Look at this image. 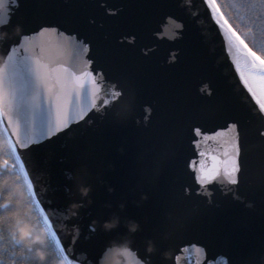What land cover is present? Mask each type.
Here are the masks:
<instances>
[{
  "label": "snow or ice",
  "instance_id": "1",
  "mask_svg": "<svg viewBox=\"0 0 264 264\" xmlns=\"http://www.w3.org/2000/svg\"><path fill=\"white\" fill-rule=\"evenodd\" d=\"M202 2L222 35L239 81L254 101L248 115L226 101L215 105L193 102L187 73L159 70L158 46L183 39L185 25L179 22L178 13L183 7L180 0H72L69 10L55 21H46L27 33L20 25V31L15 33L18 39L2 50L8 71L0 73V127L8 135L6 142L0 144V152L10 156L12 163L9 164L8 160L0 162V173H11L19 167L23 178L19 175L16 178L22 187L27 184L29 198L35 196L36 191L21 150L30 151L34 144L50 142L65 129L79 126L81 121L91 124L92 117L97 114L100 123L89 134L85 145L73 153L76 168L68 176L73 185L66 187L65 191L77 197L71 202L77 207L66 211H74L73 216H79V210L91 204L95 192L93 179L100 175V162L112 152L116 142L115 138L107 135L109 131L126 129L133 123L136 125L134 135L143 152L129 166L132 183L143 193L142 199H148V194L144 192L146 187L159 185L164 168L172 170V178L160 200V206L168 211L146 236V247L139 264H163L167 259L180 264L179 255H159L160 247L155 238L161 230L170 234L202 231L205 243L200 247L205 251V260L201 264H214L215 257L209 258L207 250L217 243V237L202 228V218L212 204L209 186L224 179L234 186L228 189L233 200L244 201V197L239 195L241 187L253 194L255 200L245 206L256 211L264 221V40L258 42L256 39L257 30L264 33V0H243L241 6L253 13L246 30H239L234 23L238 17L226 15L225 6L218 0ZM20 4L21 0H14L7 22L11 21ZM4 6L3 0H0V8ZM160 13L166 17L164 28L153 29L152 19ZM46 34H55L63 48L79 54L84 69L77 72L65 63L53 66L52 61H45L39 56L31 57V63L21 64L16 45L30 36L43 37ZM184 58V51L177 48L170 51L162 63L170 70L176 69ZM28 59L25 57V60ZM25 67L29 76L25 75ZM52 82L61 85V93L49 88ZM109 84L111 90L104 93ZM198 92L201 97H213L207 83L199 87ZM45 99L47 107L44 106ZM81 100H86V103L80 105ZM38 108L46 111L39 124L36 121ZM141 112L146 113L143 120L139 116ZM210 119L223 120L224 127L219 131H209L206 122ZM252 123L256 125L254 131L249 127ZM189 129L193 133L191 142L196 146L200 144L197 137L211 138L224 131L232 134L230 166L223 174L215 165L204 170L196 169L195 161L185 162L184 139ZM250 139L255 141L254 150L248 147ZM186 168L192 169L191 174L198 185L195 191L191 184L183 182ZM82 188L88 189L86 194ZM108 191L115 193V188L109 187ZM194 198L203 200V206L191 205ZM33 203L39 208L38 199ZM124 208L125 205L120 203L117 210L107 215L98 214L89 225L90 236L85 238L96 236L102 239L105 234L116 233L127 243H133V238L146 229L138 218L124 215ZM43 220L46 225L44 247L48 256L58 253L65 257L66 264H79V256L75 252V245L80 239L79 228L72 233V250L69 251L54 230L52 220L47 215L43 216ZM105 221L112 222L113 226L106 227ZM133 222L136 225L134 229ZM5 229L23 252L25 246L12 232L10 218L5 220L0 214V240L4 239ZM185 247L191 249L196 245ZM27 249L31 251L30 247ZM124 250L127 251V248ZM178 251L183 252L184 248ZM48 256L39 264H48ZM0 264L17 262L15 259L6 260L5 252L0 248ZM234 264H264V238L258 245L237 246Z\"/></svg>",
  "mask_w": 264,
  "mask_h": 264
},
{
  "label": "water",
  "instance_id": "2",
  "mask_svg": "<svg viewBox=\"0 0 264 264\" xmlns=\"http://www.w3.org/2000/svg\"><path fill=\"white\" fill-rule=\"evenodd\" d=\"M3 2L5 6L0 8V73L8 71L2 50L18 39L15 33L20 31V25H23L26 33L30 29H37L46 21L59 19L72 4V0H21L20 8L15 10L11 21L7 22L8 11L14 0H3ZM180 3L183 7L178 13L179 22L185 25L183 39L168 41L158 46L159 70L187 73L191 97L195 103L215 105L226 101L238 108L242 114H250L254 101L248 97L246 89L239 81L232 59L226 52V44L211 19L206 5L202 0H180ZM127 14L126 12L125 15ZM165 20L164 14L160 13L153 17L151 27L162 30ZM16 47L21 64L31 63V57L39 56L45 61H52L53 66L56 63H65L77 72L84 69L79 54L63 48L55 34H46L43 37L30 36L28 40L20 41ZM177 48L184 51L185 58L176 69L170 70L162 61L170 51H175ZM25 57L29 59L25 60ZM15 62L16 57H14ZM24 71L25 75L29 76L26 67ZM206 83L213 91L211 99L201 97L198 92V88ZM49 88L57 93L62 92L61 85L57 82L50 83ZM110 90L109 84L104 93ZM79 103L83 105L86 100H81ZM44 106L47 107V99L44 101ZM145 115L144 112L139 114L141 120ZM45 116L46 111L38 108L37 124ZM153 120L155 122V114ZM92 121L91 124L81 121L79 126L73 125L71 130L65 129L50 142L34 144L30 151L21 150L26 168L35 185L36 195L33 198L40 201L39 208L43 209V215H47L52 220L54 230L57 231L62 242L69 247V251L72 250V233L77 227L79 228L80 239L75 245L79 264H96V262L139 264L146 247V236L151 234V229L158 220L164 219L168 211L167 208L160 206V200L173 173L170 168H164L159 185L154 188L146 187L144 192L148 194V199H142L143 193L135 189L132 183V170L129 166L133 161L138 160L143 152L134 135L137 130L136 125L133 123L126 129L109 131L107 135L115 138L116 142L112 152L100 162V175L93 179L95 185L93 200L88 207L79 210V216H73L72 211L66 209H70L71 202L77 197L70 195L65 188L73 185V181L68 179L76 168L73 153L85 145L89 134L100 123L99 115L93 116ZM224 124L223 120L210 119L206 122V127L209 131H219ZM249 127L254 131L256 125L252 123ZM5 134L8 135L6 132ZM192 137V131L186 130L185 162L195 161L196 169L204 170L211 169L215 165L223 174L230 166L229 157L233 151L232 134L224 131L221 135L211 138L197 137L200 140L199 146L192 144ZM255 146V141L250 139L249 149L254 150ZM213 157L216 159L213 160ZM191 173V168L185 169L183 182L191 184L195 191L198 185ZM109 187H114L115 193H110ZM232 187L234 186L229 185L226 179L209 186V190L212 191V204L208 206L207 214L202 218V228L210 230L217 237V243L207 250L209 258L215 257L214 264H234L237 246L258 245L264 238V221L256 211L245 206L253 202L255 197L241 187L239 195L244 197V201L233 200L231 192L228 191ZM120 203L125 205L123 214L138 218L146 231L136 235L131 244L122 240L116 233L105 234L102 239L96 236L86 239L85 237L90 236L89 225L97 215L101 213L107 215L117 210ZM195 204L203 206L204 201L194 198L191 205ZM123 231L127 230L123 229ZM155 243L160 247L159 255L167 257L179 255L180 264H201L205 260V251L200 247L205 243V238L200 230L171 234L161 230L156 234ZM188 244L196 247L189 249L185 247ZM125 248L127 251L124 250ZM180 248H184V251L179 252ZM185 257L188 259L185 260ZM163 264H174V261L167 259Z\"/></svg>",
  "mask_w": 264,
  "mask_h": 264
},
{
  "label": "trees",
  "instance_id": "3",
  "mask_svg": "<svg viewBox=\"0 0 264 264\" xmlns=\"http://www.w3.org/2000/svg\"><path fill=\"white\" fill-rule=\"evenodd\" d=\"M218 3H221L223 6H225L223 10L225 11L226 15L238 17V19H236L234 23L239 26V30H246L248 19L253 13L249 9L241 6L243 0H218ZM229 5L231 7H227ZM256 39L258 42L264 40V33H262L260 30H257ZM6 140L7 136L3 128L0 127V144H4ZM3 160H8L9 164L12 163V158L10 156H8L6 153L0 152V162H2ZM17 175L23 178V173L20 171L19 167L13 169L11 173H0V178H3L5 176L16 177ZM8 190V188H3L2 190H0V214H3L5 211L6 205L4 204V199ZM23 192L26 197V203L29 206L27 213L24 214L26 219H28L35 226V229H45L46 225L43 220L44 215L40 211V208H37L33 203V201H35L34 198L28 197L26 183L23 186ZM7 207L9 206L7 205ZM51 243V238H49V244ZM0 248L4 250L6 260L15 259L17 264H39V260L34 257L32 250L28 251V249L25 248V250L22 252L20 245L15 244L14 240L6 229L4 231V239L0 240ZM48 264H66V260L58 253H53L48 256Z\"/></svg>",
  "mask_w": 264,
  "mask_h": 264
},
{
  "label": "clouds",
  "instance_id": "4",
  "mask_svg": "<svg viewBox=\"0 0 264 264\" xmlns=\"http://www.w3.org/2000/svg\"><path fill=\"white\" fill-rule=\"evenodd\" d=\"M6 35V34H5ZM8 188L4 199V204L8 205L3 213V218L8 220L10 218V227L17 239L23 242L25 248H31L33 255L39 261L43 262L48 256V250L44 247L46 241V230L44 228L35 229V226L25 217L28 211L26 197L23 192L22 184L16 177L5 176L0 178V189ZM86 194L87 188H82ZM77 205L74 203L71 208L74 210ZM72 214H75L72 211ZM106 227L113 226L112 222L105 221ZM133 229L136 227L132 224ZM151 247V245H150Z\"/></svg>",
  "mask_w": 264,
  "mask_h": 264
}]
</instances>
